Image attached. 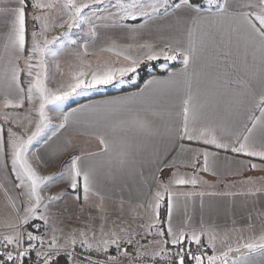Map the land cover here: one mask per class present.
Wrapping results in <instances>:
<instances>
[{
  "label": "snow or ice",
  "instance_id": "6c2138e0",
  "mask_svg": "<svg viewBox=\"0 0 264 264\" xmlns=\"http://www.w3.org/2000/svg\"><path fill=\"white\" fill-rule=\"evenodd\" d=\"M104 2L105 0H0V65L3 66L0 70V94L3 95V103L0 106V158L5 161L4 167H7V160L10 159L11 170L18 181L16 187L22 189L19 196L23 197L20 201L23 214L19 217V225L10 224L8 227L12 231L9 234H0V264H25L26 258L33 250L39 264H60L61 257L64 264H125V260L127 264H229L230 258L231 264H237V259L239 264H251L247 257L256 252L264 253V230L258 235L252 232L246 240L241 236L240 240L243 242L237 243L235 247L229 244L223 250H218L215 233L206 230L203 224L199 230L190 228L187 221L181 227L173 226V212L181 207L182 199L186 200L196 195L202 199L205 195L202 191L199 193L174 191L173 188L188 185L195 187L208 183L198 173L211 170L210 157L215 158L216 153L206 149H182L194 153L191 163L193 172L188 175L177 171L167 182L160 181L151 201L146 205L148 222L139 226L144 229L143 236L131 228L105 231L106 216L101 217L99 235L91 226L72 229L67 234H64L62 229L53 227L47 241L44 234H36L42 226L48 227L49 221L54 218L55 213L49 211L50 203L59 199V196L45 198L41 195L43 186H46V182H50L53 177L41 175L29 159L33 141L50 123L47 106L59 107L72 96L86 94L93 88L109 85L114 81L124 83V77L136 72L141 59L151 61L163 57L165 61H171L180 58L183 68L179 74L188 77L189 68L199 59L200 51L192 37L194 31L202 24L216 27L227 23L229 43L235 37L237 46H243L242 63L240 67L233 68L237 78L229 83L236 84L235 95L240 97L241 103L244 97L249 98V115L242 122V127L236 131L221 129L227 134L228 139L217 135L215 127L201 125L203 117L200 106L196 94L192 91L191 80H188L180 112L181 123L177 128L169 129V133L180 139L203 140L205 144L215 145L219 149L230 148L232 152L250 158L247 162L250 170L264 171V0H207L209 5L207 9L202 7L199 0H148L147 3L145 0H115L112 6L117 12H109L107 16L101 17L97 13L107 11L101 7ZM161 8L165 14L171 11L175 15L173 27L185 22L191 24L187 31L189 37L187 47L177 42L165 43L163 47L157 49L153 43L145 42L139 45L140 48L147 49L144 56L138 59L125 55V60L129 61L126 66L104 64L92 69L89 64V70L85 71L84 62L81 61L79 70L71 73L68 82L55 89L47 86L48 59L57 58L66 47L77 44V40L71 38L74 29L90 25L88 33L95 37L97 34L95 21H112L115 25L117 22L115 16L118 14L133 19L137 16L151 19ZM56 29L62 31L50 35ZM116 46V42L112 41L107 50L111 51ZM87 50L88 44L85 42L84 55L87 54ZM75 55L80 56L81 53L76 52ZM249 55L252 57L253 65L259 58L261 66L258 92L248 79L239 76L240 71L248 74ZM25 78L27 88L23 86ZM252 78H256L255 73L252 74ZM26 102L29 108L23 117L7 111L9 108L22 109ZM256 110L259 111V115H255ZM32 113H36L38 119L35 120V130L29 132L33 123ZM67 118L68 114H65V122ZM24 120L27 124L23 123ZM12 125L21 127L22 132L16 131ZM63 126L62 123L60 127ZM98 139L103 146L102 151L107 152L108 141L103 135L98 136ZM94 155L96 153H84L71 157L66 173L71 189L77 190L82 187L85 201L88 200L90 193L100 196L101 200L104 199L97 189L99 176L96 169L84 163ZM201 157L202 167L198 168ZM253 158L258 159L259 163H253ZM173 166L175 162L168 165ZM259 179L264 181V177ZM242 183H247L251 187L246 193H240L241 195L264 192V188L256 187V179L253 177H248ZM226 195L234 196L236 193ZM162 205H166L167 208L166 221L161 220ZM41 206L44 208L43 212L39 211ZM13 207L16 208L15 202ZM100 207L102 212L105 211L102 206ZM16 210L19 211V208ZM37 216L43 225L33 223L31 227L34 231H27L29 222ZM248 228L251 231L253 226L250 224ZM58 231L63 235V243H60ZM147 236H151L152 239L146 244L141 243ZM205 236L207 243L203 239ZM78 247L83 251L78 252ZM129 248H133V251L129 252ZM113 249L115 254H111ZM208 249L211 250V254Z\"/></svg>",
  "mask_w": 264,
  "mask_h": 264
},
{
  "label": "crops",
  "instance_id": "0c3cea01",
  "mask_svg": "<svg viewBox=\"0 0 264 264\" xmlns=\"http://www.w3.org/2000/svg\"><path fill=\"white\" fill-rule=\"evenodd\" d=\"M200 3L205 9L209 7L207 0ZM174 20L175 15L171 11L165 14L162 8L151 19L141 16L117 21L115 25L112 22L97 21L96 36L91 37L87 29L84 34L86 37L80 41L78 49L83 54V45L87 42V54L83 55L90 61L94 62L96 57L109 54L123 62L121 65H128L129 61L124 56L142 58L147 49L140 48L139 45L145 42L153 43L157 49L165 43L177 42L187 47V31L191 24L185 22L173 27ZM105 24L109 26L105 27ZM192 40L200 51L199 59L189 68L188 77L179 74L183 68L180 58L171 61H165L163 57L151 60H163V63L159 65L157 73L149 75L139 86L72 99L61 108L58 124H50L45 128V137H42L44 139L39 145L35 144L36 140L33 141L29 153L31 163L41 175L53 177L43 186L41 195L45 198L59 196L49 207V211L55 213L54 218L49 221L48 227L42 226L36 234H44L47 239L51 236L53 227L62 229L67 234L72 229L91 226L99 235L102 216L107 217L105 231L131 228L143 232L144 229L139 226L148 222L146 205L151 201L160 181L167 182L177 171L188 175L193 172L191 163L194 153L182 149H206L216 153V156L210 157L209 172L198 173L207 184L173 188L174 191L205 193L202 199L199 195L182 199L181 207L173 212L174 227H181L187 221L190 228L199 230L203 224L206 230L215 233L218 250H223L229 244L235 247L237 243L243 242L240 240L241 236L246 240L252 232L258 235L264 230V192L255 195L240 194L246 193L251 187L242 183L248 177L256 179V187L264 188V181L259 179L264 177V171L250 170L247 167L250 158L234 153L230 148L219 149L215 145L205 144L203 140L180 139L169 133V129H175L181 123L180 112L188 80H191L192 91L200 106L203 117L201 125L215 127L217 135L228 139L221 129L227 128L234 132L242 127V122L249 115V98L244 97L241 103L240 97L235 95L236 84L229 83L237 78L233 68L240 67L244 49L242 45L237 46L235 37L229 43L227 23L216 27L202 24L194 31ZM112 41L117 46L109 51L107 49ZM148 61L141 59V63ZM248 62V74L240 71L239 76L248 79L258 92L261 71L259 58L253 65L249 55ZM2 67L0 65V70ZM174 73L177 75H173ZM253 73L256 78H252ZM23 86L27 88L26 78ZM2 103L3 95L0 94V106ZM28 108L26 102L22 109L9 108L7 111L23 117ZM65 114H68L66 122ZM259 114L256 110L255 115ZM32 117L29 132L35 130L37 114L32 113ZM23 123L27 124V121L24 120ZM62 123L64 126L60 127ZM12 126L16 131L22 132L21 127ZM100 135L108 141L107 152L102 151L103 146L98 139ZM84 153H96L84 163L96 169L99 176L97 189L104 197L103 200L90 193L85 201L82 187L73 190L69 186L66 173L71 163L70 158ZM174 162L175 166L168 167ZM252 162L259 163V160L253 158ZM4 164V159L0 158V234H9L12 229L8 225L20 223L19 217L23 214L20 201L23 197L19 196L22 189L16 187L18 181L11 170L10 159L7 160V167ZM197 167H202V157L201 164ZM226 193L236 195L229 196ZM13 202L19 211L13 207ZM100 206L105 211L102 212ZM39 211H44L43 206ZM160 213L161 220L166 221V205L161 206ZM33 223L43 225L37 216L29 222L27 231H34L31 227ZM250 224L253 226L251 231L248 228ZM164 227H167L166 223ZM57 235L61 237L60 243H63V235L59 231ZM203 239L207 243V236ZM208 251L211 254V250ZM247 259L251 264H264V253H252Z\"/></svg>",
  "mask_w": 264,
  "mask_h": 264
},
{
  "label": "rangeland",
  "instance_id": "374dc122",
  "mask_svg": "<svg viewBox=\"0 0 264 264\" xmlns=\"http://www.w3.org/2000/svg\"><path fill=\"white\" fill-rule=\"evenodd\" d=\"M145 2L147 3L148 0H145ZM114 4H115V0H105L104 4L101 7L107 9V11L98 12L97 15H99L101 17H105L108 15L109 12L116 13L117 9L112 6ZM86 11H88V10H86ZM89 14H91V11H89ZM137 17H141V16H137ZM125 19H133V18L132 17H123L122 14H118L115 16L116 21H123ZM95 22H97V21H95ZM103 22H112V21H103ZM89 27H90V25L86 24V25H83V27L81 29H74L72 32L71 38L77 40V44L75 46L66 47L59 54V56L55 59L49 57V59H48V79L46 81L47 86L49 88L55 89V88H58L61 84L68 82L70 80L71 73L79 70V65H80L81 61L84 62V70L85 71L89 70V68H88L89 64L91 65L92 69H95L98 66H103L104 64H111V65H114L117 67L126 66L125 64L121 65V63H123V62H121L118 58H116L112 55H109V54L100 55V56L96 57L94 62H93V61H90L86 56H84L79 51L78 47L80 45V41H82V39H84L86 37L84 34H86V31ZM60 31H62V29H56L55 31L50 33V35H56ZM76 52H80L81 55L80 56L75 55ZM157 62L158 61L146 62V63H148V68H149L148 71H151L153 66H157ZM141 64L139 65V67L137 68L135 73H129L126 77H124V80H125L124 83H120L119 81H114L112 84L93 88V89L87 91V93L83 94V95L96 94V93H100V92H105L107 90L122 89V88L130 87V86L138 83L139 69H140ZM57 65H59V67H57ZM159 65L160 64H158V68H159ZM80 96H82V95H76V96L70 97L69 99L65 100L59 107H57L55 105L47 106L46 111L48 112V115L50 117L49 125L50 124L57 125L59 122V119H60L61 108L64 105H66L67 103L71 102L72 99L80 97ZM36 103L38 104V101ZM37 119H38V116H37ZM42 137H45L44 131L40 134V136L37 137V139H36L37 142H35L36 145H39L38 143H40V141H42L44 139ZM73 217H74V215H73ZM75 219L78 220L77 217H75ZM36 262H37V264H39V261H36ZM60 264H64L63 258H60Z\"/></svg>",
  "mask_w": 264,
  "mask_h": 264
},
{
  "label": "trees",
  "instance_id": "16d2710c",
  "mask_svg": "<svg viewBox=\"0 0 264 264\" xmlns=\"http://www.w3.org/2000/svg\"><path fill=\"white\" fill-rule=\"evenodd\" d=\"M202 0H199L201 2ZM163 60H159L157 62V66H153L151 71H148V63L144 62L141 64L140 69H139V80L138 83L132 87H126L123 88L122 90H127L131 88H135L139 86L149 75L153 73H157L159 71L158 64H161ZM62 258V257H61ZM38 258L35 255V252H31L29 257L26 258L25 264H37Z\"/></svg>",
  "mask_w": 264,
  "mask_h": 264
},
{
  "label": "built area",
  "instance_id": "2783aa9c",
  "mask_svg": "<svg viewBox=\"0 0 264 264\" xmlns=\"http://www.w3.org/2000/svg\"><path fill=\"white\" fill-rule=\"evenodd\" d=\"M140 234H141V236H143L144 235V232H139ZM140 237H137V239H139ZM152 239V237L151 236H147L145 239H143V240H141V243H144V244H146L149 240H151ZM46 241H47V239H45ZM37 249H39V245L37 244ZM77 251L78 252H80V251H83V249H81V248H77ZM128 251L129 252H131V251H133V248H129L128 249ZM32 252H35V250H33ZM111 254H115V251H114V249L111 251ZM101 259L103 258V257H100ZM125 264H127V260H125Z\"/></svg>",
  "mask_w": 264,
  "mask_h": 264
}]
</instances>
